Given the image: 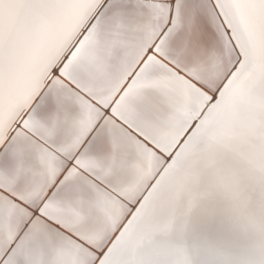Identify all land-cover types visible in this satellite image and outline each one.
<instances>
[{
  "label": "snow or ice",
  "instance_id": "1",
  "mask_svg": "<svg viewBox=\"0 0 264 264\" xmlns=\"http://www.w3.org/2000/svg\"><path fill=\"white\" fill-rule=\"evenodd\" d=\"M0 264H264V0H0Z\"/></svg>",
  "mask_w": 264,
  "mask_h": 264
}]
</instances>
